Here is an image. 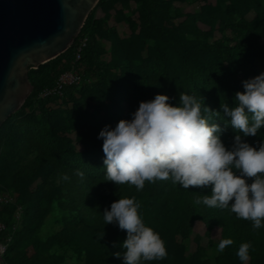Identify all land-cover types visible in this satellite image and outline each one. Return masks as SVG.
<instances>
[{
    "label": "trees",
    "instance_id": "16d2710c",
    "mask_svg": "<svg viewBox=\"0 0 264 264\" xmlns=\"http://www.w3.org/2000/svg\"><path fill=\"white\" fill-rule=\"evenodd\" d=\"M194 2L200 3L99 0L67 51L28 71L32 92L0 127V194L16 196L0 203L1 264H63L68 258L74 264H123L114 253H123L127 233L106 225L103 212L119 198L133 197L142 220L159 233L167 251L165 259L143 264H241L236 253L242 243L252 245L247 264H264V227L253 230L250 221L229 210L195 204L210 189L186 190L169 180L146 181L137 191L105 179L99 133L131 121L141 102L166 95L171 106L179 107V95H191L201 103L202 114L203 106L221 113L211 122L223 129L230 118L223 117L221 104L235 107L242 82L264 73V0H202L196 13L176 6ZM129 3L135 4L136 19L121 11ZM101 7L116 9V22L130 30L127 37L109 24V14L97 16ZM64 72H77L80 81L40 97ZM12 120L17 123L10 125ZM236 134L230 126L221 134L229 150ZM240 135L256 147L264 141V128L256 137ZM53 208L67 215L43 239L39 233ZM196 222L203 225L207 243L189 252L185 243ZM222 239L233 244L218 252Z\"/></svg>",
    "mask_w": 264,
    "mask_h": 264
},
{
    "label": "clouds",
    "instance_id": "9594fccd",
    "mask_svg": "<svg viewBox=\"0 0 264 264\" xmlns=\"http://www.w3.org/2000/svg\"><path fill=\"white\" fill-rule=\"evenodd\" d=\"M242 83L244 91L235 94L236 106H220L223 117L230 118L223 129L211 122L220 112L203 106L202 114L201 103L183 93L179 107L171 106L166 95H157L141 102L131 121L121 120L111 130L106 126L98 137L103 140L106 181L117 187L135 186L137 191L146 181L169 180L186 190L210 189V195L197 197L195 204L229 210L237 219L250 221L253 230L264 227V141L253 147L240 135L256 137L264 128V73ZM229 126L237 133L230 150L220 138ZM139 208L134 197L119 198L103 212L106 225L116 224L127 233L123 253H114L123 264L167 257L165 242L146 226ZM232 244L231 239H222L217 251ZM251 247L250 243L239 246L236 255L241 264L249 261Z\"/></svg>",
    "mask_w": 264,
    "mask_h": 264
},
{
    "label": "water",
    "instance_id": "95a60500",
    "mask_svg": "<svg viewBox=\"0 0 264 264\" xmlns=\"http://www.w3.org/2000/svg\"><path fill=\"white\" fill-rule=\"evenodd\" d=\"M98 2L0 0V127L31 94L28 71L66 52Z\"/></svg>",
    "mask_w": 264,
    "mask_h": 264
},
{
    "label": "rangeland",
    "instance_id": "374dc122",
    "mask_svg": "<svg viewBox=\"0 0 264 264\" xmlns=\"http://www.w3.org/2000/svg\"><path fill=\"white\" fill-rule=\"evenodd\" d=\"M200 3L198 2H194V3H191L189 5H183V4H176L177 7L180 8V10L183 12V13H196L198 10H199V6L202 4V0H199ZM211 4H215V0H208ZM116 9H119L121 10V7L120 6H117ZM115 8L114 9H110L109 11H106V9L104 7H101L98 11H97V16L98 17H103L105 16V14H109V24L113 27L116 28L118 34L121 36V37H127L129 34H130V30L128 29L127 25H125L124 23L122 22H116L115 20ZM134 9H135V4L134 3H129V7L127 9H123L121 11H123L124 14L126 15H131L132 18H137V13H133L134 12ZM249 18H251V16H249ZM200 29L201 30H206L207 28L202 26V25H199ZM104 45L105 42H104ZM17 122L15 120H12L10 122V125H14L16 124ZM4 196H7L8 198L11 199L10 202H13L14 198L16 197L15 195H10L8 193H1L0 194V197H4ZM62 215H67L66 213H62L60 211H58V209L56 208H53V211L52 213L50 214V216L46 219L43 227L41 228L40 230V237L41 238H46L47 236H50L52 235L53 233H55L59 228H60V223L57 222V220L62 216ZM16 218H18V215H16ZM18 220V219H17ZM218 230H214L212 233H211V238L212 240L216 241L218 239ZM207 243V239L206 237L204 236V227L201 223L199 222H196L194 223L193 225V233L190 237V239L187 241V243H185V249L186 251H189V252H192L195 250L196 246L197 245H200V246H205ZM4 251V249H3ZM33 253V249L30 247L28 249V255H31ZM216 253V251H215ZM214 252H210V256L213 257ZM74 259L72 258H68L64 261L63 264H74Z\"/></svg>",
    "mask_w": 264,
    "mask_h": 264
},
{
    "label": "built area",
    "instance_id": "2783aa9c",
    "mask_svg": "<svg viewBox=\"0 0 264 264\" xmlns=\"http://www.w3.org/2000/svg\"><path fill=\"white\" fill-rule=\"evenodd\" d=\"M82 46H83V44H81L78 47L77 52L80 51ZM78 58H79V54L76 55V59H78ZM79 81H80V77H79L77 72H64L59 76L54 88H52L50 90H44L40 94V97H46V96L53 94V93H60V91L64 87L70 86L73 84H77ZM10 201H11V199L8 198L7 196L0 197V203H8ZM3 249H4V247L0 246V253L3 252Z\"/></svg>",
    "mask_w": 264,
    "mask_h": 264
}]
</instances>
